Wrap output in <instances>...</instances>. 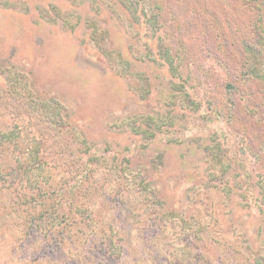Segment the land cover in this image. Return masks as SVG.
<instances>
[{
  "label": "rangeland",
  "instance_id": "374dc122",
  "mask_svg": "<svg viewBox=\"0 0 264 264\" xmlns=\"http://www.w3.org/2000/svg\"><path fill=\"white\" fill-rule=\"evenodd\" d=\"M129 3L0 0V264H264L263 88L223 68L251 10Z\"/></svg>",
  "mask_w": 264,
  "mask_h": 264
},
{
  "label": "trees",
  "instance_id": "16d2710c",
  "mask_svg": "<svg viewBox=\"0 0 264 264\" xmlns=\"http://www.w3.org/2000/svg\"><path fill=\"white\" fill-rule=\"evenodd\" d=\"M136 1L138 0H128V2H131L129 3L130 5H133V2L135 3ZM170 1L171 0H152L153 8H152L151 14L153 15L154 22L160 23L159 25L165 26V28H166V22L168 21L170 22L171 21L170 18H172V15L174 14V12L171 10V7L169 5ZM233 1H235V3L245 4V6H247V8L251 10V12L245 11V17H250L248 15L252 13L251 16H253L254 18L251 23H248L247 26H244L245 28L243 29H246L245 32L243 31L242 28L239 30H235V32L237 31L241 32V34L238 35L237 40L235 39L236 41H233V42L230 41L229 38H231V34L230 35L226 34L227 36L223 37V39H225L224 46L226 50L231 51V52H236V54L239 56V60L242 61L240 63L238 62L233 63V65H229L226 63L225 65H223V68L225 69L227 75L233 74L231 71L232 68H233V72L235 73H238L239 71L240 73L244 72L245 76H247V80H246L247 82L243 81V83L248 84L251 81L250 84H254L252 83V81H254L255 79L259 80L258 82L261 83V87L263 88V90H261L262 93H260L261 95H259L260 97L258 96L259 98H261L259 105H262L261 113L264 115V85H263L264 77L255 76L256 75L255 69L253 68L252 63L250 62V58L252 56H257L264 52V12H263L264 0H233ZM127 8L130 10V13L134 12L133 8L128 7V5H127ZM147 18H148L147 19L148 21L152 20L151 16ZM166 30H168V27L166 28ZM221 31H224L223 27L221 28ZM235 32L231 31V33L233 34H235ZM213 34H215V36H213L214 38L212 40L215 42L216 46H218L219 44L217 42L218 35L216 34V31L213 30V33H211V35ZM160 43H161L160 47H162V45L165 44L166 42L160 41L158 44ZM215 44L213 46H215ZM226 50H223L225 59L228 56V53L226 52ZM0 82L5 83V79H3ZM251 87H254V86H251ZM225 88L226 90H229L228 92H235L237 89L231 83V81H228V83L225 84ZM1 96L2 95H0V97ZM56 114H55V117H56Z\"/></svg>",
  "mask_w": 264,
  "mask_h": 264
},
{
  "label": "clouds",
  "instance_id": "9594fccd",
  "mask_svg": "<svg viewBox=\"0 0 264 264\" xmlns=\"http://www.w3.org/2000/svg\"><path fill=\"white\" fill-rule=\"evenodd\" d=\"M12 259L13 264H30L29 259H21L19 255L14 256ZM148 264H151V261H149Z\"/></svg>",
  "mask_w": 264,
  "mask_h": 264
}]
</instances>
